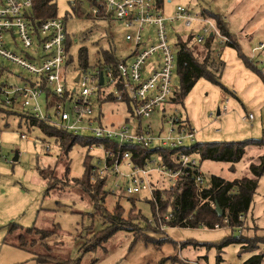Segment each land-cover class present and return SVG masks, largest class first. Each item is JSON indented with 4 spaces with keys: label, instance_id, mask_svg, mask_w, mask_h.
<instances>
[{
    "label": "rangeland",
    "instance_id": "374dc122",
    "mask_svg": "<svg viewBox=\"0 0 264 264\" xmlns=\"http://www.w3.org/2000/svg\"><path fill=\"white\" fill-rule=\"evenodd\" d=\"M54 2L57 5L55 16L64 18L67 25L68 58L64 71L68 83L73 87H77L75 79L83 68L82 62L86 55L89 64L87 67L91 68L105 61L104 51L108 57L124 59L135 49V44L125 38L131 28L112 18L98 19L83 13L80 5L89 6L88 0H54ZM178 3L189 6L194 12L204 8L215 11L221 9V4L228 6L226 13L228 18L232 19L233 28L238 30L244 28V32L249 33V39L240 37L242 51L248 57L252 56V48L264 41V0H173L172 5ZM170 7L173 8L171 5ZM231 15L234 18H231ZM240 23L243 25L241 26ZM173 28L176 29L175 32ZM191 32L192 29H186L181 22L170 25V36L173 41L175 35L182 36L187 41ZM205 43H198L192 38L190 47L192 50L202 49ZM221 47L225 48L224 51L218 52ZM82 51H84L83 56ZM213 51L219 69H216V64L215 68H210L218 77L219 83L207 78L199 79L184 100L173 101L174 110L185 116L189 124L197 130L193 143L239 141L261 137L264 131V80L260 74L261 72L264 75L263 55L261 54L256 62L251 61L259 72L247 67L237 49L230 44L223 46L219 37L215 38ZM201 60L203 61V58ZM221 64L224 69L220 67ZM174 84L175 89L176 86L181 85L177 68ZM110 100H106L105 102L108 103L102 105L104 115L100 119L101 122L114 127L133 117L129 105L114 102V99L113 102ZM39 103L46 111L45 96L39 98ZM224 105L228 107L225 111L221 110ZM218 109L221 115L217 114ZM9 110L6 106L0 105V132L4 141L0 155V264H66L63 262L69 260L74 264L73 260L78 259H80L79 264H242L254 254L264 253V243L257 250L245 248L242 243H230L219 248L218 244L226 239L222 234L227 236L233 233L230 226L206 231L195 228L189 231L202 235H189L185 232L187 228L184 227L169 229L168 234L172 233L176 241L188 239L200 241L207 233L212 234L213 238L220 234L218 238L222 239L210 246L190 244L182 248L180 244L163 238L168 235L164 230L161 233L154 232L152 229L143 228L141 222L139 223L141 213L138 209L142 210L145 218L152 216L153 211L149 202L152 194L148 191L131 196L125 194L120 191L125 180L117 177L114 179L109 173L98 174L95 170L92 171L94 183L99 179L104 180L105 183L98 194L99 181H96L97 187H93L95 193L101 199L107 198L105 206L108 210L113 211L116 206L124 208L123 217L129 221L132 218L134 220L132 224L129 223V227L133 230L118 231L101 247L84 252L81 248L83 246L86 248V245L93 241L92 237L104 227V224L100 217L93 220L97 211L92 198L77 187L74 179L83 175V159L87 153L93 156V162L98 166V158L105 152L100 146L103 140L100 139L98 143L89 146L77 143L70 148L67 158L63 159L65 147L57 141L58 138L47 136L39 126H31V119L30 121L27 119L28 116L38 118L22 110L13 112ZM50 112H53L52 108ZM250 114L254 115L253 119L249 118ZM157 118L155 115L151 119L156 128L159 127ZM38 120L48 123L46 120ZM133 122L132 119L131 123ZM71 134L82 137L84 135ZM260 150H256L255 147L250 148L242 161L234 167L229 162L204 161L202 168L205 176L215 174L232 180L249 175L250 165L261 162L259 154L264 149ZM17 152L19 158L14 161ZM135 153L139 154L138 151ZM135 161L143 164L141 154ZM68 162L71 169L66 175ZM39 167L45 169V175L50 178L55 176L54 179L58 181L57 189H53L47 195L48 180L46 181L40 174ZM152 167L155 169L151 171L149 178L154 182V187L162 188L171 183L163 178V174L157 168L158 163H154ZM122 170L127 171V167L122 166ZM209 181L205 188L210 186ZM131 198L136 199L138 208L134 209L132 212L134 214H131L130 210ZM200 201L204 200L201 198ZM251 207L252 210L247 215V225L235 229V236L241 233L246 236H264V174L260 177ZM224 223L229 225L226 221ZM32 227L36 228L35 232L41 229L51 233L48 236L40 232L29 233L28 230ZM22 235L27 239H35L36 242H28V247L22 249L17 245ZM148 235L150 239L147 238ZM136 236L147 241L135 242ZM162 238L163 241H159ZM4 239L8 244H4ZM21 249L24 251H20ZM19 253L23 255L18 256ZM45 254H51V260L37 259L39 255Z\"/></svg>",
    "mask_w": 264,
    "mask_h": 264
},
{
    "label": "built area",
    "instance_id": "2783aa9c",
    "mask_svg": "<svg viewBox=\"0 0 264 264\" xmlns=\"http://www.w3.org/2000/svg\"><path fill=\"white\" fill-rule=\"evenodd\" d=\"M88 3L87 7L80 5L83 13L98 19L112 18L131 28L125 38L136 47L124 59L81 68L78 81L75 79L77 87H73L64 71L68 58L65 19L51 16L35 20L32 0H0V105L12 112L22 110L75 135L102 139L100 146L105 152L99 156L95 171L125 180L123 186L118 184L125 194L148 191L151 199L156 200L154 190L159 187H154L149 178L154 163H158L163 178L172 184L193 179L198 192L201 191L208 182L203 163L198 154L185 152L195 141L197 130L174 110L175 67L182 36L175 35L173 41L170 25L181 22L186 29L191 28L190 37L198 43H205L209 35L221 38L222 45L231 39L211 18L183 4H175L169 10L166 0H88ZM261 54L264 57V41L252 48L249 59L256 62ZM42 96L47 103L46 111L39 103ZM108 99L130 103L133 117L114 127L101 122L102 105ZM227 109L224 105L221 110ZM155 115L158 128L151 121ZM3 144L0 132V155ZM130 145L158 150H152L140 164L135 161L139 154L129 149ZM162 149L174 151L169 161ZM124 165L127 171L122 170ZM211 206L215 207L213 202ZM170 216L171 213L166 219ZM157 217L158 220L150 218L149 223L165 231L169 226L162 223L159 211ZM225 221L228 222L227 217ZM225 226L218 223L214 229Z\"/></svg>",
    "mask_w": 264,
    "mask_h": 264
},
{
    "label": "trees",
    "instance_id": "16d2710c",
    "mask_svg": "<svg viewBox=\"0 0 264 264\" xmlns=\"http://www.w3.org/2000/svg\"><path fill=\"white\" fill-rule=\"evenodd\" d=\"M33 2V13L32 19L40 20L46 19L51 16L57 15V5L54 0H32ZM82 12V11H81ZM203 14L213 21L216 22L219 30L226 36H229L231 42L227 43L232 45L239 52L242 57L244 63L247 67L253 68L254 70H258L257 66L254 65L253 62L249 59V57L242 51V46L238 41V38L231 33L230 26L227 20H225L221 15L211 11L209 9H204ZM69 37V34H68ZM68 39V38H67ZM192 37H190L187 41H184L182 37L179 39L180 49L178 51L177 57V69L180 76V86H176L173 100L180 101L184 100L186 95L191 91V89L196 85V82L201 79H209L215 83H219L218 77L213 73L210 67L215 68L216 60L213 57L212 46L215 42V37L209 35L205 46L202 49L192 50L190 47ZM106 56L105 62H115L118 59ZM87 52H85V55ZM81 55H84V51L81 52ZM203 58V61L201 60ZM72 60V57H70ZM88 64V55L82 62V67H87ZM217 65V64H216ZM222 68L223 65L221 64ZM220 68V70H221ZM216 69H219L218 65ZM224 69V67H223ZM260 72V71H259ZM262 79L264 80V75L260 72ZM130 105V103H129ZM131 106V105H130ZM10 111V110H9ZM132 113V112H131ZM27 119H31V126H39L44 134L51 137L55 136L58 138L57 141L62 143V146L65 147L64 158H67L68 152L70 148L75 144H81L82 146H89L94 143H98L100 139H95L87 136H73L71 133H66L61 130L59 127L54 125H49L44 121H39L38 119H34L32 117H27ZM71 139V140H70ZM264 148V131L261 137L254 139H245L239 141H223V142H208V143H193L190 147L185 149L187 154L196 153L200 156L202 163L204 161L212 160L217 162H229L234 167L239 164L240 161L247 155L248 150L252 147ZM129 149H133L134 152L138 151L141 154V161L148 156L152 149H140L135 147L134 145H130ZM90 152V151H89ZM173 150L162 149V153L166 156L169 161V157ZM260 163H252L250 165L249 175L241 176L240 178L235 179H227L221 176L211 174L208 178L210 186L208 188H204L198 192L197 187L193 179L188 181H179L178 183H170L167 186H163L162 188H157L154 190V194L156 196V200L151 199L150 205L152 209V217L158 220V211L162 218V223L167 224L169 227H184V228H202L206 227L207 229H214L216 224H221L225 226V218H228L229 226L232 229L231 234L226 236V239L218 244L219 248H222L230 243H242V246L245 248H250L252 250H257L261 244L264 243V236H254L247 237L244 234H240L239 236L234 235V230L242 227L245 222V218L251 210V204L253 202L254 196L256 194V189L259 184L260 177L264 174V154L259 156ZM69 161V160H68ZM94 158L90 153H87L83 159L84 164V173L80 178H75L74 182L77 187L83 192L87 193L91 196L94 206L96 207L97 214L93 217V220L97 217H100L103 221L104 227L101 230H98L95 235L92 237L91 242L81 248L84 252L87 250H95L98 247H101L107 240L113 237L118 231L125 230L128 232H132L133 228L129 227V223L132 224L133 218L129 221L123 217L122 212H124V208L121 209L120 206H116L113 208V211L107 209L106 199L107 198H99L95 193L93 187L96 186V181H99V190L98 194L101 191V188L104 187V180L99 179L92 180L94 174L92 171L96 169V164H94ZM64 163V162H63ZM71 169V165H66V175L69 174ZM235 170V168H233ZM40 174L45 177L47 181L46 195L49 194L53 189H57L58 181L54 178L55 176L48 177L45 175V169L39 167ZM204 199L205 201L201 202L200 200ZM132 207L131 214L136 207L135 198H131ZM211 202L215 205L216 203L223 208L224 214L223 216L218 215V211L215 207L211 206ZM123 207V206H122ZM138 209V208H137ZM141 213V217L139 223L141 222V226L143 228H149L154 230V232H160V227L158 228L156 225L149 223L150 218H145L143 216L142 210L138 209ZM171 213L169 219H166V216ZM134 221V220H133ZM225 224V225H224ZM144 225V226H143ZM158 228V229H157ZM36 228H29L28 232H35ZM42 233L44 236H48L51 232L48 230H37L35 234ZM134 241L144 240L140 236L134 237ZM147 238H151L148 237ZM155 239V238H153ZM156 240V239H155ZM170 240L171 239H166ZM159 241H163L160 239ZM28 242L35 243V239H27L22 235L20 236V240L17 245L20 248H27ZM174 242V241H173ZM184 244H197V241L188 240L185 241ZM211 243L208 245L210 246ZM51 254L39 255L37 259L39 261H49L51 260ZM74 264H79L80 259L73 260ZM63 263L71 264V260L68 262L64 261ZM264 263V253L260 252L254 254L250 258L246 259L242 264H263Z\"/></svg>",
    "mask_w": 264,
    "mask_h": 264
},
{
    "label": "crops",
    "instance_id": "0c3cea01",
    "mask_svg": "<svg viewBox=\"0 0 264 264\" xmlns=\"http://www.w3.org/2000/svg\"><path fill=\"white\" fill-rule=\"evenodd\" d=\"M166 2H167V4H165L166 6H167V8L169 9V7H170V5L171 6H173V8L175 7L174 5H172L173 4V0H166ZM168 2H170V3H168ZM180 4V3H179ZM184 5V4H183ZM186 6V5H185ZM173 8L171 9V7H170V9L169 10H173ZM221 9H216L215 11L214 10H211V11H214L215 13H217V14H219V15H221L225 20H227V22L229 23V26H230V31H231V33L232 34H234L237 38H238V41L240 42V37L241 38H247V39H249V33H246V32H244V28H240L239 30L238 29H235V28H233V26H232V19L230 20L229 18H228V16H227V13H226V10H227V8H228V6L227 7H225L224 5H222L221 4V7H220ZM204 9H206V8H204ZM204 9H199L200 11H198L197 13H200L201 15H203V16H205L204 14H203V11H204ZM222 10H224V12L222 11ZM231 18H234L233 17V15H231L230 16ZM240 25L242 26L243 24L242 23H240ZM236 30H237V32H236ZM227 45V44H226ZM224 46V45H223ZM224 47H221V49L218 51V52H221V50H222V52L224 51V49H223ZM215 49V42L213 43V46H212V52H213V54H214V50ZM220 54V53H219ZM216 59V58H215ZM255 147V146H254ZM254 147H252V148H254ZM256 148V150L258 149V150H260V149H264V148H259V147H255ZM261 151V150H260ZM263 152V154H264V150H262ZM262 153L261 154H259V155H262ZM252 205V204H251ZM251 210H252V207H251ZM250 210V211H251ZM249 211V212H250ZM249 214V213H248ZM245 222H247V216H246V218H245ZM256 227H258V226H256ZM178 227H167L166 228V230L164 231V232H166L167 234H168V232L170 231L169 229H177ZM200 229V228H199ZM202 230H208L207 228H201ZM169 230V231H168ZM194 230H195V228H194ZM196 230H198V229H196ZM231 231H232V229H230ZM189 231H192V229L191 228H187V231H185V232H187L189 235H198L199 233L198 232H196V233H191V232H189ZM230 231V232H231ZM199 235H202V234H199ZM224 237H226L224 234H222ZM229 235V234H228ZM213 235L212 234H210V235H208V233H207V235H204V238L202 237V240H200V241H198L197 239H188V240H196L197 241V246L199 245V246H208L210 243H211V245H214V244H216V243H218V242H220L222 239H220V238H218L219 236H220V234H217V236L215 235L214 237L215 238H213L212 237ZM222 236V237H223ZM248 236V235H247ZM248 237H254V236H248ZM163 238H166V239H171L172 241H174L176 244H180L181 246H182V248L184 247V245H190V244H184V242L185 241H188V240H180V241H176V240H174L173 238L174 237H172V233L170 234H168V235H166L165 237H163ZM162 238V239H163ZM7 239V238H6ZM6 239H4V244H8V242L6 241ZM210 239H214V240H216L217 242H212V241H214V240H210ZM193 245V244H192ZM20 251H24V250H20ZM21 255H23V254H21V253H19L18 254V256H21Z\"/></svg>",
    "mask_w": 264,
    "mask_h": 264
},
{
    "label": "water",
    "instance_id": "95a60500",
    "mask_svg": "<svg viewBox=\"0 0 264 264\" xmlns=\"http://www.w3.org/2000/svg\"><path fill=\"white\" fill-rule=\"evenodd\" d=\"M78 79H79V76L76 78V81H78ZM101 82H102V78H101ZM217 114H218V115H221V111H220V109L217 110ZM18 158H19V156H18V152H17L13 160H14V161H17ZM215 208H216L217 211H218V215H219V216H223V214H224V210H223V208L220 207L217 203L215 204Z\"/></svg>",
    "mask_w": 264,
    "mask_h": 264
}]
</instances>
